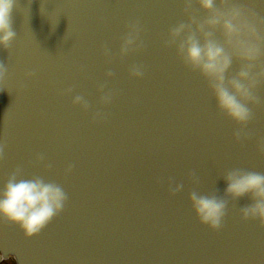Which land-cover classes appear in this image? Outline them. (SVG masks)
I'll list each match as a JSON object with an SVG mask.
<instances>
[{"label": "water", "instance_id": "1", "mask_svg": "<svg viewBox=\"0 0 264 264\" xmlns=\"http://www.w3.org/2000/svg\"><path fill=\"white\" fill-rule=\"evenodd\" d=\"M240 2L264 15L259 0ZM192 12L207 15L195 2ZM11 21L16 38L0 49L8 68L0 187L19 167L23 178L60 185L68 199L31 238L0 220V252L17 264H264V225L240 213L249 197H225L219 231L199 221L190 201L192 191L223 196L228 170L264 174V82L237 141L242 126L166 46L170 29L188 23L183 0H15ZM132 23L143 46L122 57ZM133 65L143 66L142 79L130 75ZM239 68L234 60L229 78ZM78 95L87 111L73 103ZM177 184L183 189L173 194Z\"/></svg>", "mask_w": 264, "mask_h": 264}, {"label": "clouds", "instance_id": "2", "mask_svg": "<svg viewBox=\"0 0 264 264\" xmlns=\"http://www.w3.org/2000/svg\"><path fill=\"white\" fill-rule=\"evenodd\" d=\"M197 3L207 15L197 18L192 12L193 3ZM15 0H0V49L7 50L15 40L12 30L11 13ZM183 0L188 23H179L169 31L166 46L175 47L184 65L199 72L208 83L218 108L242 128L235 136L242 138L243 129L253 119L252 106L261 104L257 89L264 82V15L256 8L244 6L240 0ZM264 6V0H259ZM140 26L132 23L123 38L120 55H129L143 46L140 40ZM109 50L105 49V54ZM240 63L239 71L229 78L233 61ZM8 68L0 63V79L7 75ZM29 73L28 76H33ZM130 75L136 79L144 76L143 66L133 65ZM107 76H113L108 72ZM103 92V87L101 88ZM71 92V89H69ZM113 94L107 92L101 96V103L108 105ZM73 103L83 110L89 104L83 96H76ZM97 117L100 113L96 114ZM264 152V140L259 142ZM3 146H0V158ZM38 156V161H43ZM72 166L68 168L71 172ZM226 183L224 195H201L197 191L190 193L192 208L199 221L212 230L219 231L226 215L229 197L240 200L249 197L252 203L240 209L244 220L258 219L264 225V174L241 169H231L223 174ZM194 184L199 183L196 173H190ZM183 185L171 187L173 194L182 191ZM63 188L41 177L23 178L22 169L16 168L0 187V220L17 225L26 237L39 234L63 210L67 202Z\"/></svg>", "mask_w": 264, "mask_h": 264}, {"label": "flooded vegetation", "instance_id": "3", "mask_svg": "<svg viewBox=\"0 0 264 264\" xmlns=\"http://www.w3.org/2000/svg\"><path fill=\"white\" fill-rule=\"evenodd\" d=\"M0 264H16V262L14 261L13 258L8 257L3 259Z\"/></svg>", "mask_w": 264, "mask_h": 264}]
</instances>
